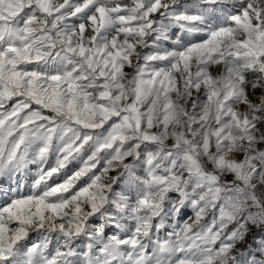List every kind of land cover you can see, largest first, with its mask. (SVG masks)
Wrapping results in <instances>:
<instances>
[{
    "label": "snow or ice",
    "instance_id": "6c2138e0",
    "mask_svg": "<svg viewBox=\"0 0 264 264\" xmlns=\"http://www.w3.org/2000/svg\"><path fill=\"white\" fill-rule=\"evenodd\" d=\"M33 168L0 264H264V0H0V178Z\"/></svg>",
    "mask_w": 264,
    "mask_h": 264
},
{
    "label": "rangeland",
    "instance_id": "374dc122",
    "mask_svg": "<svg viewBox=\"0 0 264 264\" xmlns=\"http://www.w3.org/2000/svg\"><path fill=\"white\" fill-rule=\"evenodd\" d=\"M76 165L73 164L71 165L70 167H75ZM34 174V168H33V171H25V172H22L18 175H16V179L15 181H13L12 179L11 180H8L6 177L4 178H0V186H2L5 191H7V188L8 187H16L17 184H19L21 190H24L26 188V186L31 182V178ZM6 197H4L2 194H0V200L2 199H5ZM33 239H35V236L33 235L32 237Z\"/></svg>",
    "mask_w": 264,
    "mask_h": 264
},
{
    "label": "clouds",
    "instance_id": "9594fccd",
    "mask_svg": "<svg viewBox=\"0 0 264 264\" xmlns=\"http://www.w3.org/2000/svg\"><path fill=\"white\" fill-rule=\"evenodd\" d=\"M13 181H15V179H16V176L14 175L12 178H11ZM249 242H250V238H249ZM240 247L242 248L243 247V245H240Z\"/></svg>",
    "mask_w": 264,
    "mask_h": 264
}]
</instances>
